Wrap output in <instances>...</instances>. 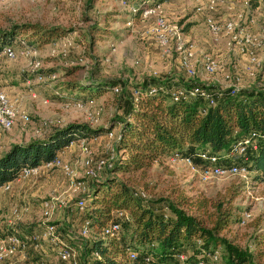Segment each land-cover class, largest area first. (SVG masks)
I'll return each mask as SVG.
<instances>
[{"label": "rangeland", "instance_id": "374dc122", "mask_svg": "<svg viewBox=\"0 0 264 264\" xmlns=\"http://www.w3.org/2000/svg\"><path fill=\"white\" fill-rule=\"evenodd\" d=\"M245 1L249 4L240 6L233 17L238 15L249 17L254 0ZM159 2L158 12L169 25H175L183 32L187 44L193 45V68L195 70L193 77H187L181 67L180 52L174 44H172L169 54H163L160 51L154 37L148 32V29L153 25V17L145 19L136 17L130 25L125 22L130 18V15L123 12H120L119 15L120 10L125 11L122 8L121 0L94 1L92 7H88L87 0H0V27L6 28L13 23L29 22L45 28L59 26L66 30L63 35L39 47L28 44V40L24 39V44L20 42L13 46L16 56L12 60L7 59L4 54H0V90L15 104L19 113H26L30 117L26 124L17 121L9 132L4 133L5 136L41 138L48 133L50 127L60 126L61 122L64 124L69 122L88 123L86 113L74 106L76 98L66 97L67 95L61 89V83L77 81L86 76L108 81L111 85L117 83L119 84L117 87L121 90L128 87L130 96L134 84L144 83L150 78L185 80L187 83L196 82L211 91H224L226 82L222 77L227 72L238 75L241 79V86L245 81L244 78L250 81L247 82V86L239 88V93L245 89H264L263 70L261 72L256 70L254 76H249L244 71L246 63L243 67L239 65L236 55H240L239 59L244 60L245 55L234 54V56L233 53H229V56L227 53L221 55L220 52L213 53L208 49L209 43L212 42L217 43L223 40L226 44L230 35L225 33L218 36L212 35L204 23L202 13L195 11L193 0H162ZM113 9L118 14L114 15L116 20L110 24L108 30L120 31L118 37L90 28L93 23L98 26L103 25L102 14ZM189 23H193L192 28L185 32L184 29ZM237 24L238 26L245 25L240 21ZM24 45L32 47L36 53L34 55L25 53ZM208 55L215 57L220 66L219 70L213 74L202 72L203 59ZM35 63H38L39 68L41 67L40 70L37 69L39 71L34 70ZM74 68L77 69L73 71ZM40 73L45 76L39 78ZM119 98L120 95L118 96L113 91H106L93 98L95 101L93 109L98 121L91 126L108 124L114 116L121 115L124 110L120 108ZM55 107L64 111V120L58 121L59 124H54V119L43 114ZM112 131L116 132L115 129ZM112 143V139L107 134L88 139L90 156L93 160L106 158L112 153ZM6 151L0 150V156ZM82 156L77 141L58 154L59 158L69 161L75 166L76 180L83 183L84 190L73 191L68 178L62 171L56 168L41 167L36 177L42 180L44 187L42 194L31 196L33 200L29 202V205L18 206V211L22 209V213L18 212L17 216L10 209L0 210V216L1 212L5 215L0 217L1 245L9 243L7 239L9 233H15L23 239L32 233H39L44 227V224L39 225L44 221L41 213L43 201L55 196L65 199V206L55 209L50 218L51 222L56 223L59 240L75 251L77 264H83V260L86 258L88 264H92L93 256H85L83 246L85 240L91 239V235L82 236L81 227L87 216L88 200L86 195L92 186L93 179L84 174L81 166ZM220 161L225 164V160ZM195 164H197L196 171H192L182 161L172 162L168 159L163 162H155L146 174L139 175L140 185L136 186L135 190L137 193H141L142 184L147 183L143 188L145 191L147 190L146 196L150 199H174L179 194L190 197L194 201L206 199L208 203L206 208L197 212L192 210V212L202 217L207 227H209L210 215L215 211V204L221 205L222 209L231 208L230 210L236 218L228 228L218 234V237L250 249L256 256H259L260 263H263L264 180L256 179L254 173L248 172V170L242 174L213 176L203 180L200 177V171L204 164L200 162ZM103 174L104 170L100 175ZM31 178L33 177L20 180L26 181ZM229 193L233 195V199L226 204L225 199L228 198ZM81 197L86 201L84 213H79L74 205L75 201ZM163 204L165 203H159L158 207ZM28 206L31 209L34 208L33 212H30ZM161 208L162 213L169 214L167 208ZM247 213L249 216H246ZM30 225L39 226L30 230ZM127 229L125 222L122 221L118 236L128 238ZM200 242L193 241L187 247V254H191L192 249L197 247ZM57 250L58 247L48 239L28 241L25 249L3 258L0 260V264H72L70 261L61 260ZM256 250L259 252L257 253ZM217 252L218 261L210 263L206 256L205 259L209 261L207 264H217L220 261L221 264L223 263L224 247L219 246ZM131 263L141 264L140 258L131 261Z\"/></svg>", "mask_w": 264, "mask_h": 264}, {"label": "trees", "instance_id": "16d2710c", "mask_svg": "<svg viewBox=\"0 0 264 264\" xmlns=\"http://www.w3.org/2000/svg\"><path fill=\"white\" fill-rule=\"evenodd\" d=\"M94 1L106 0H87L88 7H92ZM121 1L125 2V6L122 5L125 11L120 10L119 15L120 12L130 15L129 21L140 17V10L145 4L156 6L162 0ZM129 6L139 11L132 13ZM115 14L118 13L114 9L104 12L103 25L93 23L90 28L118 37L120 31L108 30L116 20ZM192 25L189 23L185 32ZM65 31L59 26L45 28L29 22L0 27V54L6 47L13 48L20 42L24 44V39L28 40V44L39 47ZM194 83L150 78L144 83L134 84L131 96L128 87L115 93L120 95V108L124 111L108 124L93 127L89 122H69L50 127L41 138L11 144L0 156V187L15 180L23 167L42 166L52 161L71 142L100 137L118 127L116 138L112 140V153L105 158L109 159V166L101 170H104L103 175L100 171L97 176L91 177L93 183L86 195L88 211L84 220L90 221L88 235L91 239L85 240L83 246L84 255L93 256L92 264H132L133 260L127 257L129 251L137 254L136 259L140 258L141 264H198L199 259L206 258L219 246L225 249L222 264H264L250 249L218 237L236 218L231 208L222 209L221 205L215 204L207 227L204 219L192 212L206 208V199L194 201L182 194L174 199H150L143 188L147 183L142 184L140 189L144 195L136 194L135 187L140 185L139 175L146 174L153 163L167 161L176 152L183 157L194 156V163L206 165L207 162L201 160L197 153L207 150L219 156L217 165H245L256 179L264 180V89H245L234 95L224 90L214 105H209L200 97L173 99L172 92L176 88L189 87ZM61 84L66 97L85 101L119 85H111L92 76ZM135 89L139 91L138 97L133 96ZM243 139L249 140L245 152L228 156L231 146ZM220 160H225V164ZM232 199L233 195L229 193L226 204ZM161 202L165 203L161 207L167 208L169 214L162 213V208L158 207ZM118 212L125 214L119 216ZM110 221L119 222L120 229L124 221L128 238H121L118 233L101 237V228ZM51 223L56 226V223ZM195 240L201 241L200 244L187 254V247ZM179 254L187 255L186 259L180 261ZM83 264H88L87 258Z\"/></svg>", "mask_w": 264, "mask_h": 264}, {"label": "built area", "instance_id": "2783aa9c", "mask_svg": "<svg viewBox=\"0 0 264 264\" xmlns=\"http://www.w3.org/2000/svg\"><path fill=\"white\" fill-rule=\"evenodd\" d=\"M195 2V11L204 13V23L208 29V31L214 35L218 36L222 33L229 34L230 39L228 41V47L230 49H235L238 51V54L245 55L246 57V65L245 71L249 76H254L256 70L264 71V54L259 55L257 52L258 49H264V26L263 29L259 33L252 32L248 28H240L237 30L238 22H246L247 17H242L238 15L237 17H230L224 22H219L216 20L212 12L215 10L219 3H222L224 0H193ZM125 6V2H122ZM129 11L132 13H136L139 11L138 8L134 6L128 7ZM140 17L145 19L148 17H153V25L148 29V32L152 34L154 37L160 51L163 54H169L171 52L172 44L175 45L176 49L180 52V64L183 70L185 71L187 77H193L195 70L193 68V59H194V51L193 45L187 44V41L184 39L183 32L175 25H169L166 19L158 12V6H152L150 4H145L140 10ZM127 24H132V20L127 21ZM24 52L27 54L34 55L36 51L33 48H29L24 45ZM7 59L12 60L16 56V52L12 47L4 48L2 52ZM219 63L215 59V57L208 55L204 57L202 62V72L204 74H213L219 70ZM39 69L38 63L34 64V70ZM41 77L40 75L38 76ZM222 79L226 82L225 90L228 91L229 94L234 95L239 91L240 88V77L238 75L232 74L230 72L224 73ZM113 92L118 93L119 87H113ZM222 95V91L211 92L210 90L202 87L198 83H194L189 87H179L176 88L172 92V97L174 100L184 99L190 100L193 97H200L205 100L209 105H214L216 102V98ZM133 96L138 97L139 91L133 90ZM95 105V101L93 99L89 100H81L76 99L74 101V106L79 110H82L86 113L87 120L90 124H96L98 118L95 116L93 106ZM30 117L26 113H19L15 104L9 99V97L0 90V137L2 134L9 132L17 121H20L23 124H26L29 121ZM47 124V123H46ZM108 137L114 140L116 138V134L111 130L107 133ZM96 138V137H94ZM87 139H80L77 141L79 144L80 150L83 154L81 159V166L84 170V174L88 177L97 176L100 171L107 165L109 166V159L99 158L97 160H93L90 156L91 151L87 144ZM74 142H71L70 145H73ZM249 140L243 139L237 141L231 146L228 156L234 154H242L245 152L246 146L248 145ZM197 156L207 162L206 165L202 166V170L200 171V177L203 180L209 179L213 176L220 175H236L247 172V167L245 165H217V161L219 156L210 153L209 151H201L197 153ZM170 161H182L184 162L192 171H196L197 165L193 162L191 156H181L179 153H174L169 157ZM41 167L53 169L56 168L62 171L68 181L70 186L73 188V191L78 189L84 190L85 186L82 182L76 180V168L75 166L69 162L64 161L58 156L55 157L52 161L46 162L42 166H25L21 169L17 179H28L30 177H34L38 175ZM10 187L9 183H6L1 188L4 190H8ZM138 195H144L143 192L137 193ZM75 208L78 211H84L86 208L85 198H79L74 203ZM65 206V199L59 197H52L48 200L43 201L42 204V214L44 217V227L41 229L39 233H32L30 236L26 238H21L19 235L15 233H10L7 235V239L9 243L7 245L0 244V260L3 258L10 257L17 251H21L26 248L28 241H39L43 239H48L53 242L57 247V253L59 258L63 261H70L72 264H77L76 253L75 251L64 244L61 240H59L58 235L56 233V226L51 223L50 218L53 215V212L57 208H61ZM13 212L16 213L17 209L14 208ZM125 213L118 212L119 216H123ZM249 216V213L246 214ZM120 223L116 221H110L106 225L101 228L100 235L101 237L112 236L119 232ZM90 231V221L88 219L83 221L81 227V235L87 236ZM210 260V263L218 261V252L217 250L210 252L206 255ZM128 259L135 260L137 254L133 251H129L127 254ZM187 255L179 254L178 258L180 261H184ZM145 261L148 262L149 258L146 257ZM205 258H201L198 261V264H207Z\"/></svg>", "mask_w": 264, "mask_h": 264}, {"label": "crops", "instance_id": "0c3cea01", "mask_svg": "<svg viewBox=\"0 0 264 264\" xmlns=\"http://www.w3.org/2000/svg\"><path fill=\"white\" fill-rule=\"evenodd\" d=\"M244 1L245 0H224L222 3H219L217 5L215 10L212 12V15L216 20L223 22V21L227 20L228 18L233 17L240 6H242L244 4H246V5L249 4V3H247V1H245V2ZM201 16L204 19V13H202ZM247 18L248 19L246 20V22L242 21V23H244L245 25L244 26H238L237 30L240 28H242V29L248 28V29L253 30L255 33H259L263 29V26H264V0H254L253 6H252V8H250V11H249V17H247ZM190 28H192V26ZM228 41L226 44L223 42V40H221L217 43H213V42L209 43L208 49L213 53L220 52L221 55H225L226 53L228 56H229V53H233V55L238 54V51L235 49L236 47H234L233 49H230L228 47ZM257 52L260 55H262V54H264V49L260 48V49H258ZM1 54H3V53H1ZM236 57H238L239 65H241L243 67L244 64L246 63V57H245V60L239 59L240 55H236ZM259 72H261V69ZM263 73H264V71H263ZM244 80L245 81H243L242 86L240 85V88H242L243 86H247L248 85L247 82H250L248 79L244 78ZM208 90H210V89H208ZM55 92L58 93V91H56V90H55ZM211 92H215V91H211ZM57 95H59V93ZM63 112L64 111L60 110L59 107H55V109H51L50 111L48 110V112L43 113V114H44V116H47L50 119H54V122H55L54 124H59L58 121L64 120L63 119V114H64ZM62 124H64V123L61 122L60 125H62ZM114 129L116 130V132L118 131V127L114 128ZM47 132H49V131H47ZM32 138H34V137H32ZM29 139H31V138L30 137L29 138H21V137L17 138V136L8 137V136H5V134H2L0 137V150L4 149L6 151L10 147L11 144L17 143V142H22V141H27ZM9 184H10V187L8 190H4L0 187V210L5 211L7 209H10V211L12 210V213H14L13 209L16 208L17 212L15 213V216L18 215V212H20L19 214L22 213V209L18 211V208H17L18 206H21L22 204L29 205V202L31 200H33V198L31 196L41 195L43 190H44L42 180L37 179L36 176L31 178L30 180H26V181L25 180L21 181L20 179L16 178L15 180L11 181ZM28 208H30V212H33L34 208L31 209V207H29V206H28ZM25 209H27V208H25ZM41 213H42V211H41ZM1 214H2L1 216H5V215H3L2 212H1ZM41 224H44V221L42 223H40L39 225H41ZM39 225H34L32 228H30V230L36 229V227Z\"/></svg>", "mask_w": 264, "mask_h": 264}]
</instances>
